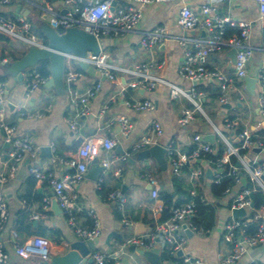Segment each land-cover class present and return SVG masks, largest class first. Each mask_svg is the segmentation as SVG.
Wrapping results in <instances>:
<instances>
[{"label":"crops","instance_id":"obj_1","mask_svg":"<svg viewBox=\"0 0 264 264\" xmlns=\"http://www.w3.org/2000/svg\"><path fill=\"white\" fill-rule=\"evenodd\" d=\"M132 2V0H114L113 7L127 8ZM207 5H209L208 0H174L152 4L145 8L135 32L102 38V53L107 55L109 63L114 67L115 80L101 81L103 83L101 91L88 105L90 111L88 117L82 116L83 106L77 102L79 97L98 80L88 79L84 74V77L74 85L68 84L65 80L64 95L58 94L54 89L37 88L27 96L26 79L34 72L27 71L24 82L20 83L4 75V65L20 59L28 47L0 33V77L5 78L0 84L4 85L6 120L16 128L17 137L31 139L38 148L37 157L31 159L25 156L18 172L11 176L12 148L8 149L4 146L6 141L3 137L0 140V158L3 162L0 173L6 177V182L0 185V197L3 198L9 211V219L0 229V240L9 255L7 264H42L38 259L25 260L15 253L17 244H24L36 236L51 241L52 258L66 254L70 251V245L79 241L74 229L68 224L66 215L62 211L55 210L56 199L50 187L38 183L30 175L29 168L31 165L36 166L58 179L72 173L73 169L67 163L76 157L82 142L91 137V131H94L93 136L119 139L124 151L121 155L116 148L110 152H103L98 159L101 164L104 160L110 163L109 167L100 174L99 179H104L100 188L97 185L98 181L87 179L86 174L84 180L75 185L71 191L74 203L84 211H95L101 222V233L97 238L99 242L95 252L104 254L119 264H150L145 257L131 253L129 248L120 253L123 243L119 240L126 241L137 236L135 228L138 224L151 229L154 222L158 223L162 212L155 213L152 208L155 204L164 207L162 193L178 197L177 193H191L193 190L214 209L215 215L211 229L205 230L195 226L197 229L193 236L187 237L185 254L202 264H219L232 252V245L224 237L225 226L234 218L231 205L243 185L248 183L247 178L243 177L239 186L233 188L230 193L215 198L211 188L219 175L207 162L189 164L185 166L180 177H175L169 165L166 171H162L154 159L149 160V163L137 161L135 156L140 151L134 152L133 147L144 137L152 135L153 122H159L163 128V135L157 139V144L165 148L173 144L177 152L185 154H189L197 145L196 136H201L205 141L206 136L214 135L215 144L220 142L225 146L227 151L225 154L229 153L231 147L240 145L238 134L241 131L248 130L257 137L264 129L258 109L260 92L258 77L264 72V20L261 19L259 4L255 0H245L221 2L212 6L213 16L225 17L236 23H248L251 27L250 45L255 49L247 73V77L257 80L255 96H251L247 91L244 79L234 77L231 60L226 55L230 50L210 56L205 62L208 70L223 72L231 77L233 90L230 109H224L216 101L219 94L217 81L208 80L199 83L196 87L202 86L205 93L202 100L203 114L196 113L195 120L188 126L182 127L178 123L181 112L192 108L188 98L173 99L169 86L164 84H159L153 90L134 86L135 78L121 72L122 69H130L135 65L149 64L152 75L187 92L196 88L192 82L183 79L180 75L185 48L180 45L179 39H197L203 36V32L200 29L183 31L178 24V18L181 9L188 7L202 21L205 16L202 9ZM68 9L60 0H10L8 5L0 3V17L16 22L24 19L30 22L35 30L36 21L50 23L54 17L66 15ZM157 28H163L170 39L151 50L145 49L141 44L143 34ZM129 101H151L155 109L151 112H138L127 107L126 103ZM9 105H13L14 108L11 109ZM102 111L105 113L100 117ZM91 115L96 117L94 122L89 119ZM121 115L129 117L134 124V130L128 138L121 136L116 121ZM226 119L233 121L234 129L225 127ZM71 121L78 123V131L71 130L69 124ZM81 138L83 141H79ZM43 147H51L53 154L51 159L43 156L44 154L41 153ZM126 154H129V158L124 161L123 156ZM249 159L256 165L264 164V151L249 153ZM27 160H29L27 173L21 177L20 170ZM199 168L204 171V176L198 180L193 179L194 172ZM208 169L217 173L213 180L206 176ZM148 175L157 178L160 184V201L157 203L151 196L152 188L147 181ZM114 191H119L125 197L124 217L134 225L133 229H129L122 222L123 214L118 210L117 201L110 196ZM46 197L51 202L50 207L45 210ZM255 212L249 210L246 218L250 223L253 221L258 225L259 221L254 219ZM258 213L264 217V207L258 210ZM40 214L46 217L39 221L31 220L34 215ZM89 223L85 214L78 216L80 227L89 229ZM12 231L16 232V237L13 236ZM151 232L147 231L141 236L149 235ZM257 263L264 264V245L250 249L236 264ZM83 264L95 263L93 261Z\"/></svg>","mask_w":264,"mask_h":264},{"label":"built area","instance_id":"obj_2","mask_svg":"<svg viewBox=\"0 0 264 264\" xmlns=\"http://www.w3.org/2000/svg\"><path fill=\"white\" fill-rule=\"evenodd\" d=\"M44 1V0H40ZM66 7L68 12L66 15L56 16L50 20V25L56 29L59 34H65L72 27H78L85 30L89 34L95 36L101 41L106 37H118L135 32L136 27L143 17L146 7L152 4L167 3L174 0H132V5L127 8H114V0H60ZM245 1V0H208L209 5L203 7L204 19L201 21L198 15L188 7H183L180 11L178 24L183 31H192L200 29L205 36L197 39L181 38L179 43L185 48L183 64L180 69V75L193 84H199L208 80H215L218 83L219 94L217 103L220 106L228 105L231 101V92L233 90V81L229 75L208 70L205 62L210 56L229 51L237 50V63L234 69V77L243 80L247 77L248 64L253 58L255 49L250 45L251 27L248 23H236L228 18L221 16H213L212 6L221 2ZM259 4L261 19L264 20V0H255ZM2 5H8L10 0H0ZM229 28L239 30V34H235L229 38L225 34ZM0 33L12 37L27 47L36 46L44 47L46 44L44 38L35 33L32 24L24 19L19 21H11L0 17ZM170 37L165 33L163 28L146 32L143 34L141 44L145 49H153L169 40ZM264 50V43H263ZM79 62H85L97 69L107 80L114 81V67L109 63L108 57L104 53L98 56L88 53L85 58L74 55L67 56V73L65 80L68 84L74 85L84 77V72L79 71ZM151 65L139 64L130 69H122L121 72L132 75L135 78L134 86H140L148 90L155 89L159 84L169 86L171 97L173 99L186 97L192 103V108L184 109L179 116L178 123L182 127H186L195 120L196 113H202V100L205 97L203 91L196 88L184 91L181 88L172 85L165 80L152 75ZM47 80L42 79L37 73H32L26 79V93L30 96L37 88L45 84ZM260 92L258 96V109L264 123V72L258 77ZM103 83L98 80L93 86L87 89L86 93L81 95L77 104L83 106L82 116L88 117L90 111L88 105L101 91ZM196 87V86H195ZM127 107L138 112H151L155 109V105L151 101L127 102ZM104 111L100 113V117L104 115ZM120 134L124 138L130 137L134 130V124L131 119L125 115H121L116 119ZM70 128L73 131L79 130L77 122L71 121ZM227 129H234V123L230 119L225 120ZM0 130L5 132L3 137L6 143L11 145L10 153L13 164L11 166V176H14L20 167L21 162L28 156L34 159L38 155V148L35 147L31 139L17 137V130L11 126L6 120V102L4 97V85L0 84ZM151 136L144 137L134 147L133 151H143L157 144V139L163 135V128L159 122H153L151 127ZM240 146L231 147L229 153L225 154L218 163V169L214 171H222L224 166L230 164V156L235 155L239 160V165L243 167L249 175L254 188L241 189L231 205V211L234 209L253 210V202L251 194L257 189L264 191V164L256 166L249 159V153L258 149L264 151V136L255 137L248 130H243L238 134ZM195 141L198 145L191 154L179 153L174 145H169L167 149V163L171 169V173L175 177H180L185 166L193 164L200 160L202 153H212L213 147L205 142L201 136H196ZM120 145L117 138L108 136H91L86 138L80 145L76 157L72 158L67 164L73 169L72 173L66 174L63 178L58 179L53 174L31 165L29 173L40 184H46L52 190L56 202L61 211L66 215L68 224L74 229L77 238L81 241H90L97 239L101 233V222L93 210L84 211L80 206L74 203V197L71 194L74 186L80 184L87 174L89 167L94 160L99 159L103 152H110ZM247 151L245 155H240V151ZM129 154L123 156L126 161ZM3 162L0 158V166ZM109 162L104 160L102 165L109 167ZM238 168L230 165V174L235 177L237 185L240 184V178L237 176ZM219 175V174H218ZM204 176V171L197 169L192 178L198 180ZM218 177V176H217ZM147 181L152 188V199L157 203L160 201V184L157 178L148 175ZM6 182V177L0 173V185ZM104 183V179L98 180L100 188ZM231 189H227L225 195L230 193ZM194 199L198 196L196 191L190 193ZM117 201L118 210L123 214L122 222L129 229H133L134 225L128 222L124 217V208L126 204L125 197L119 192L114 191L110 195ZM201 201L205 202L201 197ZM50 199H44V209L50 207ZM153 212L160 213L163 207L153 205ZM172 216L167 221L156 224L154 232L145 236H134L127 239L121 246L120 253H123L130 246H136L138 249L150 251L154 248L163 250L169 248L171 252L177 255L183 252L181 257L185 264H202L199 260H193L185 254L187 245V235L183 228L187 226L193 233L196 227L192 219L197 213V205L194 200L186 202L171 211ZM85 214L93 221V225L89 229H84L78 225V216ZM44 214L34 215L31 220L39 221L44 219ZM9 219V211L3 198L0 197V229ZM254 219L259 221L256 233L249 235V221L247 218H232L225 226L224 237L232 245V252L224 257L219 264H236L238 263L250 249L264 245V217L258 211L254 214ZM14 237L17 236L12 231ZM159 239V242L157 241ZM15 253L22 259L31 260L38 259L41 263H50L52 261V244L45 237L36 236L24 244L15 246ZM9 255L5 250L3 242L0 240V264H7ZM95 264H108L109 257L99 252L92 254ZM115 264H119L116 263ZM263 264V263H257Z\"/></svg>","mask_w":264,"mask_h":264},{"label":"water","instance_id":"obj_3","mask_svg":"<svg viewBox=\"0 0 264 264\" xmlns=\"http://www.w3.org/2000/svg\"><path fill=\"white\" fill-rule=\"evenodd\" d=\"M67 12V11H64ZM36 28L39 29L47 44L44 47L30 46L25 51L24 55L13 62L5 63L4 65V75L10 77L15 81L20 83L24 82L25 73L29 70L36 73L37 66L42 62H48L50 77L45 84L41 85L40 90L44 89H54L58 94H65V75L67 73V56L74 55L80 58H85L88 53H92L98 56L102 52L101 41L95 36L89 34L83 29L78 27H72L66 31L65 34H59V32L54 29L48 22L36 21ZM205 36V34H203ZM231 60L233 69H235L237 63V50L231 49L226 54ZM79 68L85 73L88 79L100 80L102 82L106 81V78L100 74V72L85 62L78 63ZM244 82L247 85V91L251 96L256 95V84L257 80L251 77H246ZM195 86L197 84H194ZM13 109V105H9ZM224 109H230L231 104L222 106ZM89 119L94 122L96 117L91 115ZM94 135V131L90 132V136ZM5 136V132L0 130V140ZM83 141V138L79 139ZM205 142L210 144L213 148L216 147L215 136L208 135L205 137ZM6 148H10L11 145L4 143ZM117 152L121 155L124 151L119 145L117 147ZM256 153H261V150H254ZM41 153L44 154L46 158L51 159L53 157L51 147L41 148ZM167 149L159 144L153 145L143 151H140L135 159L137 161H145L149 163V160L154 159L160 166L162 171H166L167 164ZM134 162V161H133ZM131 162V163H133ZM197 164H201V161H197ZM29 165V160H27L20 170L19 175L21 177L25 176L27 173V167ZM240 167V165H238ZM105 167L99 162L98 159L94 160L90 166L89 172L86 178L97 182L99 180L100 174L105 171ZM221 171H218L220 174ZM215 174L211 169L206 171V176L208 179L213 180ZM264 179V178H263ZM55 210L61 211L57 202H54ZM234 218H246L248 216V211L246 209H234L232 210ZM187 237L191 238L193 232L187 228L186 225L183 226ZM151 231L147 229L144 225L138 224L135 228V234L137 236ZM159 242V239L157 240ZM99 240L94 239L90 241H75L70 245V251L64 255L54 257L50 263L42 264H83L92 263L93 259L91 257L92 252H95L96 245ZM129 251L131 253H138L139 255L145 257L150 264H163L161 260V250L159 248H154L150 251L143 249H138L136 246H130ZM179 257L183 256V252L177 254Z\"/></svg>","mask_w":264,"mask_h":264},{"label":"trees","instance_id":"obj_4","mask_svg":"<svg viewBox=\"0 0 264 264\" xmlns=\"http://www.w3.org/2000/svg\"><path fill=\"white\" fill-rule=\"evenodd\" d=\"M35 33L39 35L41 38H44L42 32L39 29H35ZM235 34H239V30L234 29V28H229L225 34L226 38H229ZM45 39V38H44ZM45 44H47V41L44 40ZM79 71H82L79 68ZM36 73L44 80H48L50 77L49 73V64L48 62H42L37 66ZM4 77H0V81H4ZM198 91H204L202 86L196 87ZM258 136H264V129L257 135ZM240 146L237 144L235 147ZM198 145H195L193 149L189 152L191 154L195 149H197ZM212 153H202L200 156V161L207 162L212 169H218V163L219 161L223 158L225 155L226 148L225 146L218 142L216 147L213 148ZM240 155H245L247 151L241 150ZM230 165H233L238 168V173L237 176L240 178V183L241 179L243 177H246L248 180V183L246 185H243V188H254V184L251 182V179L249 175L245 172L243 167H238L239 165V160L235 155L230 156V164H227L224 166V169L221 171L217 179L213 182L211 191L212 194L215 198H221L225 195V192L227 189H233L237 187V184L235 182V177L229 175L230 174ZM256 166V164H253ZM264 183V179H263ZM239 186V185H238ZM241 190V189H240ZM178 197H173L172 194L168 193H162L161 194V199L164 201V207L162 211V216L161 219L158 221V223H153L151 225V231L154 232L156 228V224L163 223L167 221L168 219L171 218L172 216V209L175 207H178L186 202H189L191 200H194L196 205H197V213L192 219L193 224L197 228H204L205 230H209L212 228L213 223H214V209L210 206L207 205L206 202L201 201V195L198 194L196 198H192L190 193L188 192H182V193H177ZM251 199L253 202V210L258 211L262 207H264V191L261 189H257L251 194ZM253 215V213H252ZM248 220V219H247ZM88 221L90 222V227L93 225V221L88 218ZM258 225H256L253 221L250 223L249 222V227H248V233L249 235H254L256 233ZM120 243H124L125 240H119ZM161 260L163 264H185L183 259L179 257L178 255H175L171 252V250L167 247L163 250H161ZM108 264H115V260L110 259L108 260Z\"/></svg>","mask_w":264,"mask_h":264}]
</instances>
